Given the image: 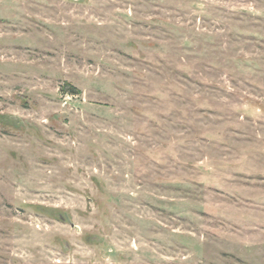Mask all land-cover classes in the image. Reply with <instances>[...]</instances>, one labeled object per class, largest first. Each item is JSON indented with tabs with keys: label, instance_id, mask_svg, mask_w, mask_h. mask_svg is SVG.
I'll list each match as a JSON object with an SVG mask.
<instances>
[{
	"label": "rangeland",
	"instance_id": "obj_1",
	"mask_svg": "<svg viewBox=\"0 0 264 264\" xmlns=\"http://www.w3.org/2000/svg\"><path fill=\"white\" fill-rule=\"evenodd\" d=\"M0 264H264V0H0Z\"/></svg>",
	"mask_w": 264,
	"mask_h": 264
}]
</instances>
